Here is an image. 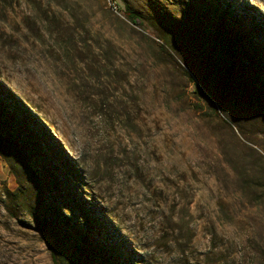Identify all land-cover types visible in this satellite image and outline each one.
<instances>
[{"label":"rangeland","instance_id":"rangeland-1","mask_svg":"<svg viewBox=\"0 0 264 264\" xmlns=\"http://www.w3.org/2000/svg\"><path fill=\"white\" fill-rule=\"evenodd\" d=\"M114 1L0 0V264H264V0Z\"/></svg>","mask_w":264,"mask_h":264},{"label":"trees","instance_id":"trees-1","mask_svg":"<svg viewBox=\"0 0 264 264\" xmlns=\"http://www.w3.org/2000/svg\"><path fill=\"white\" fill-rule=\"evenodd\" d=\"M127 16L131 19L133 24H135V25H143L142 18L139 15L135 14L134 12L128 11L127 12ZM196 90H197V92H200V93H202V94H204L206 96V94L204 93L202 87L197 85L196 86ZM0 154H2L1 151H0Z\"/></svg>","mask_w":264,"mask_h":264},{"label":"built area","instance_id":"built-area-1","mask_svg":"<svg viewBox=\"0 0 264 264\" xmlns=\"http://www.w3.org/2000/svg\"><path fill=\"white\" fill-rule=\"evenodd\" d=\"M108 1H109V5L113 9V11L115 13H117L119 16L125 18L123 13L120 11V7H119L118 3L116 1H114V0H108Z\"/></svg>","mask_w":264,"mask_h":264}]
</instances>
